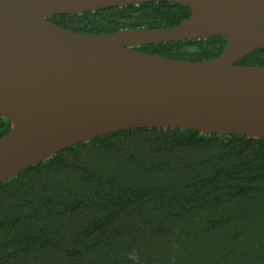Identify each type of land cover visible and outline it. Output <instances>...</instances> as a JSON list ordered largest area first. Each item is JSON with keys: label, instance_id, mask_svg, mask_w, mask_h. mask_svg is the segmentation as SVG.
Listing matches in <instances>:
<instances>
[{"label": "trees", "instance_id": "trees-1", "mask_svg": "<svg viewBox=\"0 0 264 264\" xmlns=\"http://www.w3.org/2000/svg\"><path fill=\"white\" fill-rule=\"evenodd\" d=\"M160 1L47 18L84 34L170 27ZM221 36L135 49L216 58ZM236 65L264 66V48ZM10 122L0 117V137ZM0 264H264V138L135 128L66 147L0 182Z\"/></svg>", "mask_w": 264, "mask_h": 264}, {"label": "water", "instance_id": "water-1", "mask_svg": "<svg viewBox=\"0 0 264 264\" xmlns=\"http://www.w3.org/2000/svg\"><path fill=\"white\" fill-rule=\"evenodd\" d=\"M166 1L191 11L163 28L78 33L47 18ZM226 39L214 59L183 61L147 44ZM264 0H0V182L72 145L135 128L264 138Z\"/></svg>", "mask_w": 264, "mask_h": 264}]
</instances>
